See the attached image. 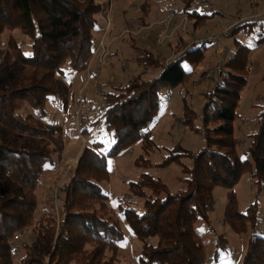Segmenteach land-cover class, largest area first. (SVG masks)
<instances>
[{
  "label": "trees",
  "instance_id": "trees-1",
  "mask_svg": "<svg viewBox=\"0 0 264 264\" xmlns=\"http://www.w3.org/2000/svg\"><path fill=\"white\" fill-rule=\"evenodd\" d=\"M188 5L183 10L189 17H198L195 25L210 16L197 10L187 11ZM102 10L94 0H0V47L4 45L2 37L6 30L19 29L32 41V52L26 55L16 38L10 36L3 58L5 64L14 60L18 63L15 84L7 89L0 87V183L10 185L6 192H0V264H15L13 239L34 222L38 209L35 189L45 166L53 162L55 150L49 139L56 131L40 125L39 119L47 116L49 97L61 91L56 75L66 64L71 69L85 70L97 46L94 31L97 14ZM255 23L236 24L231 33L236 34L243 27L252 29ZM256 42H264V30ZM208 43L205 40L190 46L182 42L177 59L162 67L158 77L149 81L141 80L139 75L118 88L119 92L103 95L107 106L105 122L113 130L114 145L106 154L97 149L99 142L82 148L73 173L58 188L64 194L59 220L54 215L47 216L35 243L26 247L20 264H113L124 232L120 221L108 212L109 197L100 185L109 176L106 160L140 139L143 147L152 143L149 115L158 104L157 93L185 82L189 72L183 62L201 61ZM250 51L247 44L237 46L215 77V85L206 93L202 111L206 143L191 157V165L183 168L188 175L180 178L183 188L172 192L159 177L147 172L129 182L130 193L144 200L142 210L128 206L124 212L133 233L143 243L140 264H208V241L196 222L203 219L210 225L214 189H232L249 173L255 179L256 194L261 192L264 106L259 114L260 125L249 135L243 154L238 151L239 140L234 135L238 103L248 83ZM141 58L145 64H159L150 55L143 54ZM27 106L32 112H22ZM180 156L174 153L152 163L142 154L135 160L139 166L164 167ZM257 206L256 200L246 207V212H241L232 195L225 207V221L236 232H245L249 224L256 225ZM216 240L214 256L218 257L228 241L223 234ZM246 247L241 264H264V237L251 234ZM106 249L113 253L111 257L105 255Z\"/></svg>",
  "mask_w": 264,
  "mask_h": 264
},
{
  "label": "rangeland",
  "instance_id": "rangeland-1",
  "mask_svg": "<svg viewBox=\"0 0 264 264\" xmlns=\"http://www.w3.org/2000/svg\"><path fill=\"white\" fill-rule=\"evenodd\" d=\"M167 1L166 4H162L161 0H94L96 5L103 9L96 18H101L105 25L108 18L112 20L106 36H103L106 26L102 27L101 22L99 30L95 32L97 43L104 38L106 44H110V54L104 64L98 63L97 58L91 61V54L85 70L71 69L66 64L63 71L56 75L61 91L49 97L47 116L39 119L40 125L56 131L52 139L48 138L55 150L53 162L45 166L39 185L35 189L38 209L34 222L25 230L18 232L13 239L15 264H20L26 247L35 243L47 216L54 215L59 220L64 194L58 188L62 187L68 181L69 175L73 173L82 148L99 142L97 149L106 154L114 145L113 130L109 129L105 122L104 112L107 106L103 95L119 92V86L125 87L139 75L141 80L149 81L158 77L160 67H165L162 61L170 58L172 54L178 55L182 51L179 46L182 42L186 41L190 45L195 39L207 40L221 34L229 27L233 29L236 24L256 21L252 29L243 27L234 35L230 30L228 37L221 36L217 39L218 42L210 41L208 43L210 47L201 61L190 63V60L186 59L183 62V67L189 72L185 82L175 88L167 86L161 89L157 93L158 104L150 110L151 144L143 147V140L140 139L129 148L122 149L116 155L107 158L109 176L101 180L100 185L109 197L108 212L110 211L109 213L120 221L124 232V239L119 245L113 264L141 263L140 250L143 243L133 233L124 212L128 206L142 210L144 200L130 193L129 182L137 180L142 172H147L159 177L172 192L183 188L184 184L180 178L188 176L183 168L191 165V157L196 155L206 143L202 111L206 103V93L211 90L217 80L211 74L215 73L217 65L223 67L229 58L228 51L235 47L237 49L240 44L251 47L248 64L250 71L247 77L248 83L242 90V98L238 103L234 135L239 140V153L243 154L247 148L250 141L249 135L260 125L259 114L264 106V42L262 44L256 42L260 32L264 30V0ZM187 3L189 4L187 11L197 10L199 14L210 16L205 17L199 25H195L198 17H189L183 10ZM113 8V16L105 14L107 10ZM172 10L177 12L173 27L178 24L182 15H187L189 18L187 29L183 34L177 29L174 37L160 45L156 41L163 25L161 21ZM259 16L262 18H257ZM128 27L136 33L121 35ZM169 29L175 31L173 28ZM10 36L16 38L19 48L26 55L32 52V41L21 30L4 32L2 37L4 45L0 47V87L2 89L15 84V68L18 61L14 60L6 64L3 62ZM218 44L222 47L220 51ZM167 48V52L163 53L166 56L160 57L158 55L160 51ZM150 52L157 59L159 56V64L144 63L141 55H149ZM195 66L196 69L193 71ZM29 111L32 112V109L27 106L22 112ZM174 153H180L181 156L164 167L139 166L135 160L143 154L152 163H159ZM9 188V184L0 183V192H6ZM146 191L150 193L149 189ZM256 193L257 185L249 173L245 174L232 189L222 186L214 189L209 212L210 225L203 219L196 222L208 241V247H206L208 264H241L251 234L264 237V185L261 192L258 195ZM232 195L236 198V208L241 212H246L247 206L258 201L255 227L249 224L247 231L238 233L233 230L229 221H225V207L232 199ZM219 234L227 238L228 244L225 249L220 250L219 256L215 257L216 238ZM155 240L156 238L152 239V242ZM105 252L107 257L113 254L108 249Z\"/></svg>",
  "mask_w": 264,
  "mask_h": 264
},
{
  "label": "built area",
  "instance_id": "built-area-1",
  "mask_svg": "<svg viewBox=\"0 0 264 264\" xmlns=\"http://www.w3.org/2000/svg\"><path fill=\"white\" fill-rule=\"evenodd\" d=\"M166 17L164 18V20H162L161 22H163V25L160 29V31L158 32V35H157V41L158 44L162 45L164 43V41L174 37V35L177 33V29L180 31L181 34H183L186 29H187V25H188V21H189V18L187 15H182L180 21L178 22V24H176L174 27V19L177 17V12H175L174 10L170 11L167 15H165ZM111 19L108 18L106 20V27H105V30H104V35L103 36H106L108 33H109V30H110V27H111ZM169 28H173L175 29L174 30H170ZM230 30H231V27L227 28L226 30H223L221 34H217L213 37H210L209 39H207V41H213V40H216V42H218L219 40L217 39H220L221 36L223 37H228L230 35ZM136 32L134 30H132L130 27L126 28L123 30L122 34H135ZM200 41H205V39H195L193 40V42L190 44L193 45L195 43H200ZM110 44H106L105 42V39L102 38L99 40V42L97 43V46L96 48L94 49L93 53H92V57L91 58V61L94 60V58H97L96 61L100 64H104L106 62V59L108 57V55L110 54V47H109ZM179 56L178 55H174L172 54V56L164 61H162V64L164 66H168L170 65L172 62H174L177 57ZM91 63V62H90ZM222 66L220 65H217V68H216V71L215 73L213 72L211 74V76L214 77H217L220 73H221V70H222ZM208 77V76H206Z\"/></svg>",
  "mask_w": 264,
  "mask_h": 264
},
{
  "label": "crops",
  "instance_id": "crops-1",
  "mask_svg": "<svg viewBox=\"0 0 264 264\" xmlns=\"http://www.w3.org/2000/svg\"><path fill=\"white\" fill-rule=\"evenodd\" d=\"M168 1L167 0H161V2L160 3H162V4H166ZM114 3H115V1H114ZM111 8H112V5H111ZM114 8L113 9H109V10H107L106 12H105V14H109L110 16H113V14H114ZM257 18H262V16H259V17H257ZM97 19H99V21L97 22V28H96V30L94 31V33L97 31V30H99V25H100V22H101V25H102V27H103V25L105 26V23L103 22V20L101 19V18H97ZM262 20V19H261ZM99 23V24H98ZM101 27V29L103 30V28ZM209 47H210V44H209ZM222 47H220V44H218V50L220 51V49H221ZM167 50H168V48L166 49V50H163L162 49V51H160V53L158 54V55H160V57H165L166 55H164L163 53L164 52H167ZM232 51H236V47L234 48V49H231L230 51H228L229 52V57L231 56V55H233L234 54V52H232ZM153 53H151L150 52V56H152V57H154V58H156V56L154 55H152ZM222 54H223V52H222ZM148 55V54H147ZM148 55V56H149ZM158 59H159V56H158ZM229 59V58H228ZM228 59L226 60V61H228ZM225 61V62H226ZM161 66V65H160ZM162 67L163 66H161L160 68H161V70H160V73H161V71H162ZM195 69H196V66L194 67V70L193 71H195ZM121 86H119V88H120ZM242 93H243V91H242ZM257 130V129H256ZM255 131V130H254ZM254 179V178H253ZM255 180V179H254Z\"/></svg>",
  "mask_w": 264,
  "mask_h": 264
}]
</instances>
